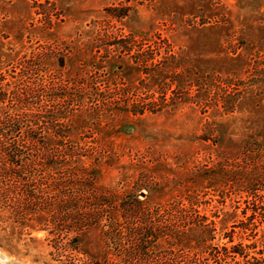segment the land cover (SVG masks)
Instances as JSON below:
<instances>
[{
  "label": "rangeland",
  "instance_id": "rangeland-1",
  "mask_svg": "<svg viewBox=\"0 0 264 264\" xmlns=\"http://www.w3.org/2000/svg\"><path fill=\"white\" fill-rule=\"evenodd\" d=\"M49 1L54 7L45 0L37 1L42 6L33 0H0L1 58L47 46L40 36L47 31L62 40L64 50L91 31L130 33L152 45H163L166 37L178 57L168 68L177 82L190 84L187 93L175 84L168 90L167 95L180 99L175 107L106 131L103 140L116 144L124 156L120 163L102 166L104 186L133 190L144 183L139 198L147 196L152 203L178 191L198 192L211 219L227 226L243 221L264 227L262 216L246 218L252 198L236 194L241 178L264 175V0ZM44 11L51 13V25ZM6 64L2 74L9 81L15 63ZM109 64L113 78L131 89L138 86L131 96L150 98L152 91L140 83L146 75L132 59L112 54ZM30 72L31 79L40 78L35 67ZM227 78L234 82L229 88L221 81ZM233 97L237 100L229 111L226 101ZM4 106L12 112L16 105L9 98ZM256 190L264 194V180ZM222 191L230 194L225 202ZM14 197L2 195L8 203ZM215 210L220 218L211 216ZM13 214L10 208L0 209V264H82L87 255L97 257L102 251L96 230L73 241V233L67 239L50 229L31 228L16 222Z\"/></svg>",
  "mask_w": 264,
  "mask_h": 264
},
{
  "label": "trees",
  "instance_id": "trees-1",
  "mask_svg": "<svg viewBox=\"0 0 264 264\" xmlns=\"http://www.w3.org/2000/svg\"><path fill=\"white\" fill-rule=\"evenodd\" d=\"M43 13L51 25V13ZM47 32L40 35L47 46L13 59L0 57V179H15L10 184L0 180V209L10 208L16 222L31 228L50 229L67 239L73 233V241L98 231L102 251L87 255L82 264H264V227L243 221L227 226L211 219L198 192L178 191L152 203L147 196L139 198L144 183L133 190L102 183V166L120 163L124 156L116 144L103 140L106 131L175 107L180 99L167 95L174 84L188 92L187 80L177 82L168 68L178 60L168 39L152 45L130 33L91 31L64 50L62 40ZM112 54L140 67L146 75L140 83L152 91L150 98L131 96L138 86L131 89L111 76ZM13 62L7 81L2 69ZM33 67L39 79H31ZM221 81L228 88L234 83ZM9 98L16 105L12 112L4 106ZM231 99L226 101L229 111L237 100ZM88 137L97 140L86 142ZM241 179L236 194L252 198L246 218H264V194L256 192L264 175ZM6 192L15 194L10 203L2 198ZM229 195L222 191L221 202ZM220 214L215 210L211 216Z\"/></svg>",
  "mask_w": 264,
  "mask_h": 264
}]
</instances>
